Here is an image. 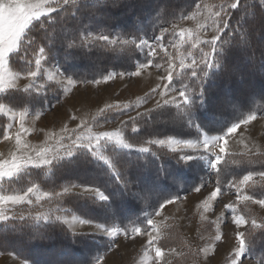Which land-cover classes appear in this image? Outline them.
<instances>
[{"label":"snow or ice","instance_id":"6c2138e0","mask_svg":"<svg viewBox=\"0 0 264 264\" xmlns=\"http://www.w3.org/2000/svg\"><path fill=\"white\" fill-rule=\"evenodd\" d=\"M109 5L133 6L120 4L119 0H95V3H90L89 0H0V142L14 140L16 148L8 158L0 159V225L31 219L36 225L42 222L53 230L56 226H61L62 231L66 227L74 238L73 244L79 243L80 238L96 235L105 236L113 242L121 235L125 239L143 235L148 238V250H154V264H164L165 248L159 243L163 235L155 217L160 216L167 205L175 203V199L169 197L161 200L154 209L152 218L143 222L147 225L146 228L136 226L133 221L131 229L120 227L116 223L118 209L114 207V203L117 196L127 197L132 201L145 199L143 189H138L136 182L129 178V173L119 167L121 158L130 157L132 153H138L137 160L149 157L160 160L166 156L179 166L177 171L196 167L204 169L209 177L215 174L214 190L203 201L205 213L212 207L210 202L216 201L224 190L235 189V202L224 205V209L232 214L231 220L236 229L234 247L226 257V264H245L253 257L254 233L258 232L264 237V217L257 218L246 212L249 202L264 209V185L260 186L259 195L246 189L256 187L255 177L264 180V170H249L240 177L230 173L227 168L229 162L240 164L243 161L236 160L237 154L228 151L227 146L229 138L242 125L250 124L258 116H264V113L250 111L243 118L224 124L217 135L210 134L198 113L207 110L211 103L205 87L207 82L219 77L234 78L236 71L231 63L232 59L239 54H246L252 47L256 35L252 29L257 23L264 29V0H222L218 4L192 0V10L181 14L178 21L171 22V28L161 26L159 34L151 39L138 34L97 32L88 25L68 37L64 26L67 18L78 23L86 14L94 16L95 12L106 9ZM183 21H196L197 27L181 28L179 23ZM57 26H60L59 32L62 34L61 46L66 49H86L89 52L96 50L109 56L125 52L137 54V58L143 55V62L131 73L133 76H139L150 68L163 70L166 74L161 75L159 80L165 83L157 85L148 93L149 96L159 95L160 99L155 107L145 113L138 112L136 116L130 117V123L125 121L116 130L95 132L94 126L102 127L103 123L110 122L105 116L107 112L121 110L119 104L107 105L99 110L91 123L81 120L77 128L71 130L65 125L61 129V135L50 134L41 146L27 143L24 138L32 132L26 124L29 115L32 116L33 123L43 115V112L30 111L35 98L50 87L68 92L78 83L85 82L66 76L58 66H50V55L57 43ZM37 32L43 34L42 42H38L35 35ZM209 33L212 35L209 36ZM169 36L171 39H166ZM170 48L173 51H169ZM165 64L167 67H164ZM258 71L264 73V58L259 62ZM124 75L123 72L108 73L101 80L87 82L106 83ZM21 80L27 83L21 86ZM175 82L179 83V87ZM128 108L129 105L123 106L125 112ZM171 109H175L174 114L170 113ZM166 112L171 115L175 125L190 130L188 135L194 132L195 137L183 139L177 136H149L142 143L133 142L137 137L130 134L140 133L154 119L153 113ZM101 117H104L103 122ZM71 119L76 120L77 117L72 116ZM13 128L16 129L15 132L12 131ZM249 153L256 160L249 157L248 162L259 163L264 168V153H252L248 149L239 155L248 157ZM93 163L105 176L110 177L111 185H101L94 181H69L66 185H61L59 191H46L35 182L26 184L19 191H10L7 187L9 183L23 181L38 172L55 176ZM224 176L232 178L223 183L221 178ZM164 181L177 183V172H168L161 166L152 179V189L159 188ZM210 182L201 178L193 191L199 193ZM110 186L115 190L110 191ZM66 199L68 203L77 205L74 211L63 207ZM52 201L57 202L60 210L57 214L38 212L35 216L29 214L28 217L10 214L21 205H39ZM240 204H244L245 208L240 209ZM97 209L99 222L87 216L89 210ZM223 215L221 213L212 223L218 225ZM200 219L206 221L207 216L201 214ZM77 228H90L94 231H77ZM222 238V234L217 231L214 240L221 241ZM35 239L42 240L43 234L37 235ZM168 251L175 253L176 249ZM215 251V244L209 243L192 255L195 258H207ZM20 259L21 264H29L27 259ZM102 260L103 258H97L94 264H102ZM65 264L73 262L67 261ZM259 264H264V260Z\"/></svg>","mask_w":264,"mask_h":264},{"label":"rangeland","instance_id":"374dc122","mask_svg":"<svg viewBox=\"0 0 264 264\" xmlns=\"http://www.w3.org/2000/svg\"><path fill=\"white\" fill-rule=\"evenodd\" d=\"M169 1L173 2V0ZM205 2L208 4H212L213 2L218 4L222 2V0H205ZM199 19L203 20V17H200ZM179 27L195 29L197 27V22L183 21L182 23H179ZM168 28H171V25ZM210 35H212V33H209V36ZM166 39L170 40L171 37L169 36ZM169 51L173 50L170 48ZM106 57L107 56L105 54H97V56L89 59L90 68H88L83 75L94 76H91L89 79L88 77L86 78L84 76H80V78L76 79H82L78 81H85L84 83H78L68 92H64L59 88L50 87L49 89H46L44 93L35 98L30 105V111L43 112V115L40 120L35 123L32 121V116L29 115L26 124L30 129H32V132L24 138L27 143L34 146H41L45 143L50 134L55 133L57 135H61V129L65 125L69 130H71L77 128V125L81 122V120H87L91 123L92 118L97 115L99 110L101 108H105L107 105L119 104L121 105V110H110L107 112L105 116L109 118L110 122L103 123L102 127L94 126L93 131L95 132L116 130L123 122L128 121L130 123V117L136 116L138 112L145 113L148 109L155 107L156 102L160 99V97L159 95L149 96L148 93H150L152 88L157 87V85L162 86V84L165 83L159 80V77L161 75H165L166 73H164L163 70L157 71L155 68H150L143 71L139 76H133L131 73L137 70V65L139 64L135 63L132 67L128 66L129 70L125 72V75L122 78L117 76L106 83L103 81L99 84L88 83L87 81H92L93 79L101 80V78L108 73H115L108 71L103 74L102 70L107 69V67L115 65L116 63H122V61L125 63L122 58H113L108 62ZM103 61H106L107 63ZM243 61H246V59H243ZM62 63H64L63 60ZM65 63L68 62L65 60ZM57 64H59V62L56 63V65ZM56 65L53 64L50 66ZM258 65H252V67L247 66L248 68L242 66V68H245L243 71L245 75H241H244L245 77L243 76V79H241L240 82L244 81V83L240 85L238 91L236 90V92L233 91L231 93L235 98H232V100L228 103L229 105L232 103L234 108H230L222 104V95L223 98L227 97L224 91H218L216 86H213V89H210V91H213L212 100L208 108L212 113L216 111L218 112V110L224 108L223 114L227 116V120L229 118H234V116L244 110L246 112L255 111L257 113H264V89L262 88L259 92V86H256V84L263 85V83H259L257 80L260 81L264 73L258 71ZM164 67H167V65L165 64ZM64 74L66 75V73ZM233 79L238 81L236 77ZM25 83H27V81H20L21 86ZM175 83L176 86L179 87V83ZM174 94L175 93H173V95ZM241 94L244 96L243 98L239 97ZM258 100H260L258 104L259 106L255 109H251L250 107L258 102ZM39 105H41L40 109H38ZM124 105H129L126 112L123 110ZM72 116H76L77 119L72 120ZM112 118L115 119L113 120ZM100 119L101 122H103L104 117H101ZM221 120L224 119H220L219 121L215 120L210 123L212 130L218 131L219 128L215 129L214 126L221 123ZM168 121L170 120L167 119L163 122H159L157 124V130H164L169 125ZM15 130V128L12 129L13 132H15ZM176 130L180 131L181 128L176 125ZM187 136L189 137L190 135L187 134ZM189 138L186 137L183 139ZM48 142L51 143L50 140ZM245 145H247V148H245ZM227 147L228 151L237 154L235 156L236 160L243 161V163L237 165L232 164L231 162L228 163L227 168L232 174L237 172V167H239V165H246L245 160L248 161L249 157H251L252 160H256V157H252L251 153L248 154V157H241L239 153L247 152L248 149H251L252 153L257 151L264 153V116H258L255 121L246 126L242 125L241 128L238 129L231 138H229ZM15 150L14 140L0 142V154H2L0 155V159L8 158L9 154ZM260 166L261 164L256 163L251 166V169L258 171L260 170ZM191 170L195 176H197L199 172L201 173V171L205 172L204 169L196 167L191 168ZM245 170H247L246 167ZM207 177V180H210L211 182L208 183L206 187L202 188L199 193L190 190V192L186 194L169 196L175 199V203L167 205L163 209L161 215L155 217L163 235V239H161L159 243L165 248L164 264H226V257L229 256L234 247V234L236 229L231 220L232 214L224 209V205L235 202V189H226L223 191L220 195H218L216 201L210 202L212 207L205 213L203 210V201L211 193V191L214 190L216 180L214 173L211 177L208 175ZM230 178L232 177L224 176L221 179L222 182H227ZM184 180L186 182L182 183L188 187L190 181L188 179ZM200 182L201 181H196L192 186H190V188H194V185H197ZM254 182L256 186L264 185V180H261L258 176L254 178ZM7 187L10 191L20 190L16 187H11L10 183ZM151 190L152 189H150L149 192L153 193ZM246 191H251V189H246ZM177 197L178 199H176ZM145 198L146 202L151 199L147 196ZM239 208L244 209L245 205L240 204ZM246 210L247 214L250 216L264 217V209L260 208L259 205L251 204L249 202ZM59 211L60 210L57 208V202L52 201L42 202V204L39 205H21L14 209L13 213L10 214H23L28 217L29 214H31V216H35L38 212H52L57 214ZM221 213L224 215L219 221V224H213L212 222L216 221L217 217L221 216ZM152 214L153 212L151 214H147L144 221L148 218H152ZM201 214L207 216L206 221H201ZM16 221L21 222L19 220ZM28 221L33 222L31 219ZM143 225V228L147 227L144 223ZM4 226L6 225H0V227ZM77 231H94V229L77 228ZM217 231H219L223 236L221 241L214 240V236L217 234ZM153 235H155V233H153ZM96 237L103 238L108 245L107 254L103 257H98L103 258L102 264H154V250H148L146 243L148 239L147 236L142 235L137 236L135 239H132L131 237L125 239L121 235L117 237L115 242L102 235H96ZM209 243L215 244L216 251L214 254L210 253L207 258L203 256L195 258L192 255V253L196 250L208 245ZM171 248H175L176 252L172 253L168 251V249ZM261 250L264 251V246H261ZM95 260L96 259H94L91 264H94ZM54 263L55 261L50 262V264ZM246 263L258 264L255 261L251 263L250 260L246 261L245 264ZM0 264H21V260L12 253L0 252Z\"/></svg>","mask_w":264,"mask_h":264},{"label":"trees","instance_id":"16d2710c","mask_svg":"<svg viewBox=\"0 0 264 264\" xmlns=\"http://www.w3.org/2000/svg\"><path fill=\"white\" fill-rule=\"evenodd\" d=\"M89 2L95 3V0H89ZM119 2L120 4H130L133 6L111 7V5H109L108 8L95 12L94 16H88L86 14L78 23L72 21L71 18H67L64 26L67 29L68 37L70 38L84 25H88L89 28L97 32L111 33L114 35L138 34L151 39L154 35L159 34L161 26L169 27L171 22L179 20L181 14L192 9V0H173V2L169 0H119ZM57 27V43L54 45L53 51L50 55V65H56V63L59 62L56 66L60 67L63 73H66V75L71 76L74 79L80 78V76H84L86 78L88 77L89 79L91 76H94L83 75V73L90 68L89 59L102 53L96 50L89 52L86 49H66L65 47H62L60 43L62 35L59 32L60 26ZM252 30L256 33L252 41V47L248 49L246 54H239L231 61V63L235 66V77L239 82L233 78L227 79L224 77L210 79L205 86L210 101L212 100L213 91H210V89H213V86H216L218 91H224L227 95V97L224 98L222 95V104L224 106L234 108L232 103L230 105L228 103L232 100V98H235L231 93L233 91L236 92V90L238 91L240 85L244 83V81L240 82L241 77L243 78L245 75L243 73L245 68H242V66L252 67V65H258L260 60L264 58V56H262V53H264V34H262L264 33V29H262L261 25L257 23L255 28ZM35 35L38 38V42L43 41V34L41 32H37ZM105 55L107 56L106 60L108 62L113 58H122L125 63L122 61V63H116L115 65L109 66L107 69L102 70L103 74L108 71L125 73L129 70L128 66L132 67L135 63H141L144 60L143 55H139L137 58V54L128 52L121 53L119 55ZM243 59H246V61H243ZM62 60L64 63H62ZM65 60L68 63H65ZM103 62L107 63L106 61ZM257 82L263 83V85L256 84V86H259L260 92L262 88L264 89V75L261 80H257ZM239 97L243 98L244 96L241 94ZM259 101L260 100L255 103L256 106L254 104L250 108H257L259 106ZM40 106L41 105H39L38 109L41 108ZM223 112L224 108L213 113L209 108H207V110H201L198 113L200 120L203 122L206 129L210 131V134L217 135L220 133L221 127L226 124V122L230 123L235 119L243 118L247 115V113H249L244 110L239 112L236 116L232 115L234 118H229L227 120V116L224 115ZM170 113L174 114L175 109H171ZM152 116L154 119L150 120L148 124L142 128L140 133L134 134L137 139L133 142L142 143L143 140L147 139L149 136L160 138L165 136H177L179 138L195 137L194 132H192V135L189 137L187 136L190 131L188 129H181L180 131L176 130V125L172 122L171 115L168 112L164 114L153 113ZM167 119L170 120L168 121L169 125L164 130L158 131L157 124ZM220 119H224L225 121L221 120V123L214 126L215 129L219 128L218 131L212 130L210 123L215 120L219 121ZM152 147L155 148V146ZM157 151L162 152L166 150L157 149ZM137 155L138 153H132L130 157L121 158L119 161V167L129 173V178L136 182L138 189H143L142 195L151 199L147 202L146 198L143 200L132 201L127 197L117 196L114 207L118 209L116 223L120 227H128L131 229V222L134 221L136 226L143 228V222L146 215L154 212V209L158 206V203L161 200L168 198L171 195L178 196L180 194L189 193L190 190H193V187L190 188V186H192L196 181H201V178L207 181L208 177L203 171H201V173L199 172L197 176H195L191 169L189 170L185 168L177 171L179 166L176 165L175 161L170 160L166 156L160 160H156L153 157H149L148 159L141 158L140 160H137ZM245 163L246 165L242 164L237 167V172L234 173L237 177L249 170L255 171V169H251V166L256 163H248L246 160ZM161 166H163V168L168 172H177L178 181L175 184L169 181H164L160 184L159 188L152 189V179L155 177ZM245 167L247 170H245ZM259 168L260 170H264L262 166ZM184 179H188L190 181L188 187L182 183L186 182ZM69 181H94L101 185L105 183L111 185L112 183L110 177L105 176L101 169L97 168L95 163H93L81 165L71 171L57 174L55 176H48L44 172H38L35 175L26 177L23 181L10 183V185L11 187L21 189L26 184L35 182L40 184L46 191H59L60 186L66 185ZM150 189H152L151 191L153 193L149 192ZM109 190L114 191L115 189L110 186ZM251 191L254 194L259 195L261 187L257 185L255 188L251 189ZM63 207L69 211H74L77 205L75 203H68L66 199L63 202ZM97 211L98 209L89 210L87 212L88 218L95 219L99 222V217L96 215ZM37 229H39V231H37ZM40 234H43V239L36 240L35 237ZM73 239L74 238L72 237L71 232H68L66 229L62 231L61 226H56L53 230L51 226L45 225L44 223L36 225L34 222L29 221H11L6 226L0 227V252L12 253L17 258L20 257L27 259L29 264H50L51 261H55L54 264H65L67 261H72L73 264H91L94 259L101 256L103 257L108 252L107 242L101 237L95 236L80 238V242L76 244H73ZM253 239L254 245L252 260L259 264L260 261L264 260V251L261 250V246H264V237L257 232L254 233Z\"/></svg>","mask_w":264,"mask_h":264},{"label":"crops","instance_id":"0c3cea01","mask_svg":"<svg viewBox=\"0 0 264 264\" xmlns=\"http://www.w3.org/2000/svg\"><path fill=\"white\" fill-rule=\"evenodd\" d=\"M250 262L253 263V261L250 259ZM246 264H250V263H246Z\"/></svg>","mask_w":264,"mask_h":264}]
</instances>
